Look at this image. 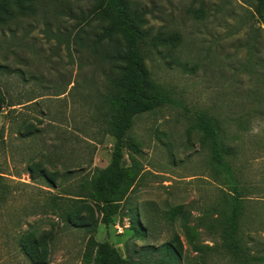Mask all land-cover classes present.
Returning a JSON list of instances; mask_svg holds the SVG:
<instances>
[{
  "label": "rangeland",
  "instance_id": "obj_1",
  "mask_svg": "<svg viewBox=\"0 0 264 264\" xmlns=\"http://www.w3.org/2000/svg\"><path fill=\"white\" fill-rule=\"evenodd\" d=\"M124 1L161 35L144 63L173 103L136 117L124 163L133 155L141 177L109 226L92 201L74 200L88 195L115 143L103 65L75 41L95 0H28V13L0 27V264H34L21 249L30 236L45 243L43 264H85L90 236L144 264H264V18L256 0ZM201 115L214 120L225 169L198 127ZM232 195L243 205L235 244L224 234ZM67 212L85 221H68ZM165 243L177 257H165Z\"/></svg>",
  "mask_w": 264,
  "mask_h": 264
},
{
  "label": "trees",
  "instance_id": "obj_2",
  "mask_svg": "<svg viewBox=\"0 0 264 264\" xmlns=\"http://www.w3.org/2000/svg\"><path fill=\"white\" fill-rule=\"evenodd\" d=\"M27 1L0 0V27L28 13L32 6ZM255 8L258 15L264 18V0H256ZM145 23V13L130 11L124 0H95L88 13L82 16L75 34V41L87 47L94 60L103 65L108 83L105 102L109 117L106 129L114 137L115 143L108 165L89 179L88 195L78 196L74 200L92 201L100 211V221L105 226H109L121 211L122 203L141 177V165L133 155L129 156V165L124 163L126 152L133 149L128 135L136 117L173 103L171 94L149 79L144 50L147 44L157 47L162 40L161 35L152 36L150 29L144 28ZM6 103V97L0 94V114ZM198 127L211 141L214 162L223 169L228 167L214 120L208 115H201ZM1 173L0 167V177H3ZM41 173L54 186L53 175L45 170ZM234 192H237L236 188ZM232 196L231 214L225 219L224 234L230 238L231 244H235L243 205L240 197ZM61 216L68 221L74 220V217L77 221H85L72 216L70 212ZM138 231L141 234L143 230L139 227ZM21 244L22 251L31 262H45V252L41 251L45 243L39 245V241L30 236ZM162 248L166 252L165 257H177L179 253L172 243H165ZM83 257L85 264H144L140 259L125 257L109 239L98 241L94 236L89 237Z\"/></svg>",
  "mask_w": 264,
  "mask_h": 264
}]
</instances>
